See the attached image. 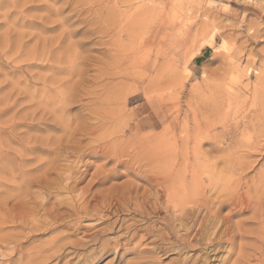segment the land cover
<instances>
[{
  "label": "rangeland",
  "instance_id": "rangeland-1",
  "mask_svg": "<svg viewBox=\"0 0 264 264\" xmlns=\"http://www.w3.org/2000/svg\"><path fill=\"white\" fill-rule=\"evenodd\" d=\"M196 124L211 125L220 140L210 134L193 149ZM84 130L93 133L83 136ZM165 139L180 161L207 158L198 172L207 189L214 167L225 192L249 188L255 198L264 190V0H0V235L19 238L18 248L14 243L0 254V264H29L42 245L61 236L63 258L46 264H139L145 244L136 248V238L135 246L117 250L118 232L102 236L108 242L102 252L98 242L72 247L88 241L83 232L117 218L79 219L73 210L106 159L87 158L92 166L71 191L67 167H84L61 149L62 170L55 169L51 151L57 142L69 151L108 146L146 175L160 168ZM124 164L115 181L146 186L123 174ZM252 212L232 216L249 232L237 237L231 256L224 245L219 256L226 264H264V213L255 219ZM124 214L126 225L141 220ZM194 253L158 261L173 264Z\"/></svg>",
  "mask_w": 264,
  "mask_h": 264
},
{
  "label": "bare ground",
  "instance_id": "bare-ground-1",
  "mask_svg": "<svg viewBox=\"0 0 264 264\" xmlns=\"http://www.w3.org/2000/svg\"><path fill=\"white\" fill-rule=\"evenodd\" d=\"M186 131H189L188 127H186ZM89 132L84 130L82 135L86 136ZM90 133H93V131H91ZM210 134L213 136V140H220V132L212 128L211 125L204 128L201 125L196 124L194 126L193 149L198 150L203 142V138L209 136ZM166 139L169 140V138ZM166 139L162 148L163 157L158 160L160 168L158 169V171L146 175H142L133 166H129V162H126L128 160H122L120 159V156L115 157L114 153L112 154L110 153V151H107L106 147L108 149V146L104 147L102 145L85 144L74 146L69 151V148H61V144L57 142L58 145L55 146V148L53 147L54 150L51 151L50 149V151L55 153L56 155V157L50 160L51 162L49 161V163H51L52 167H54L55 169H61L59 167L60 165L58 166V163L62 162V154L60 153L61 149H63L70 156L74 155L78 163L80 162L82 167H84L83 169H76L74 165L73 167H67V169H69L68 171H70V176L67 174V176H69L67 177L68 182L74 183L73 185H70L67 182L66 189L71 191L75 188L78 182L82 181L81 179H83V172L92 166L89 159L87 158L100 157L106 159V162H103L100 168L96 172H94L89 185L85 189L82 188L83 191L82 193H80V197L78 198V200L77 198L75 199L77 200V202L73 205V210L75 216H77V218L79 219H87V217H90V219L92 218L96 221H103L114 216H117V218H115V220L113 221L111 220V222L107 225V228H102V230H99V228H97L98 230H95L92 233L88 232V234H84L83 232V235H85L88 241L85 243L78 240L73 241V246L71 245L72 247L88 245L89 243L94 244V242H98L100 243V250L102 252L107 249L108 244L107 241H102V236L104 234L106 235V233L109 231L118 232V236L115 238L116 240L114 242V246L117 250L119 246H126L127 244L128 246H130V243H135L132 241H134L136 238H138V241L137 243H135L136 246L132 244L133 246L138 248L140 245L142 246L145 244V247L139 251V264H157L158 262L160 264L161 262L158 261L160 255L180 253V255L182 256L188 251H194L195 257L192 255H189L191 257L184 256L181 260L174 262L173 264H211L215 261L220 264H226V257L219 256V254L223 252L222 248L224 247V245H227L229 247L227 253L229 256H231L232 251L236 245L237 237L245 236V234L249 232L245 228L243 231V223H241V221H239V223H233L231 221L232 216L237 214H244L245 212L251 210L253 211L252 213L254 214L253 216L255 219L261 218L264 213L262 212V208L264 207V190L255 198H252L249 195V192H247L249 188L247 191L245 190L247 193L236 188H233L229 192H225L226 189L224 188L226 187L220 188V184L223 185V183L221 182L222 175L211 171L214 167L211 168V172L209 171L210 173H207L206 178L208 179V184L210 186V188L207 189L203 186V182L205 180L203 175L198 174V172L200 171L199 169H202L200 168L202 162H204V160L207 161V158L197 155L193 161L190 157L181 158L180 161L178 155H170L172 143L166 141ZM78 144H80V141L78 142ZM185 144H188V140L185 142ZM35 145H37L36 142ZM31 146L33 147V145ZM216 147L217 148H215V150H220L218 149V146ZM59 153L61 155H59ZM209 160L210 161L207 165L209 166L214 162L213 164L216 167L215 164L217 163V161H212L211 159ZM124 161L126 162L125 164ZM110 162H114V166L111 168H106V165H108ZM123 164L124 166L126 165V169L124 171L125 173L123 172V174H132L136 178L145 180V182L147 183L146 186H140L134 183L132 180H125L120 183L116 182L115 180L122 175V171H119L118 167ZM75 165H77V163ZM180 165L183 166L182 169H180ZM177 166L179 168L178 170ZM204 167H206V165ZM48 173L49 170L45 172V174ZM56 174H58L57 170ZM62 179L66 182V179ZM241 180L243 179L240 176L239 182H241ZM236 182L238 183L237 179ZM92 185L96 188H91L90 186ZM217 185H219V188L216 187ZM243 186L245 187V185ZM255 187L258 188L260 186L256 185ZM227 206L231 207L230 210L226 214L222 215V210ZM124 213H133L134 215H138L139 217H141V220L136 221L135 218H132L134 219V221L126 225V220L120 219L119 217ZM95 228L96 227H91L89 228V230ZM1 229L2 224H0V230ZM63 239L64 237L62 238L61 236L49 243L42 245L37 250L36 256H30L29 264H46L54 257L61 260L64 256V251H62L64 250V244L61 243ZM18 240V235L7 237L0 235V254L10 249L11 244L15 243L14 247L18 248ZM122 240H125V243H123V245H121L120 243V241ZM64 241L66 240L64 239ZM53 249L56 251L50 253V251H53Z\"/></svg>",
  "mask_w": 264,
  "mask_h": 264
}]
</instances>
